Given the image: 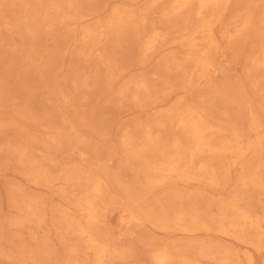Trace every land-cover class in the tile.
Instances as JSON below:
<instances>
[{
  "label": "bare ground",
  "instance_id": "1",
  "mask_svg": "<svg viewBox=\"0 0 264 264\" xmlns=\"http://www.w3.org/2000/svg\"><path fill=\"white\" fill-rule=\"evenodd\" d=\"M102 2L0 0L1 45H13L42 80L54 81L61 64V52L45 50V41L66 48L74 39L80 62L94 67L81 70L76 89L98 91L118 111L132 101L123 112L138 115L121 127L116 148L94 146L96 128L75 95L51 94L74 110L58 130L25 107L10 109L16 97L0 72V141L18 132L3 141L0 179L12 169L25 184L8 191L15 216L0 224L21 232L14 246L1 236L0 257L15 264H264V0ZM116 45L135 49L132 69L112 56ZM35 147L44 163L31 154ZM63 154L92 163L58 164ZM119 154L118 172L99 163ZM32 227L40 237L33 230L28 240L19 237Z\"/></svg>",
  "mask_w": 264,
  "mask_h": 264
},
{
  "label": "rangeland",
  "instance_id": "2",
  "mask_svg": "<svg viewBox=\"0 0 264 264\" xmlns=\"http://www.w3.org/2000/svg\"><path fill=\"white\" fill-rule=\"evenodd\" d=\"M113 1L115 0H104V2H102V7L109 8L112 6ZM20 43V39L15 37V44L20 45ZM26 43L27 47L32 49L33 44L29 39ZM45 43V50L48 49L53 50L52 52H61L57 57L58 59L61 55L60 67L58 69L55 68L53 71V76L56 79L54 81L48 79V83L42 80V74L36 67H30L29 61L24 55L14 52L13 45L3 47L0 43V61L2 62L0 72L3 73L5 77L10 76L6 82V89H10L13 95L16 97L13 101L9 102V108L13 109L16 107H25L37 114L39 117L43 118L44 121L50 123L54 128L58 130L67 129L68 125L66 122L73 120L74 110L72 108H65L63 101L57 100L58 98H52V100H50L54 89L63 88L66 92H70L76 96V102L78 104L79 111L84 113L95 126L96 133L89 134L94 146L100 147L105 142H109V147L116 148L121 134V127L125 124L132 125L137 120L138 115L129 116L127 112H123L126 111L125 109H131L133 107L134 104L132 101L125 102L124 110L118 111L113 109V102L106 100L104 97L99 98L98 91L86 92L77 90V84H80V80L82 78L81 70L85 69V72L92 74L94 72V67L92 68L91 65L85 64L82 61L80 62L78 58V50L80 48H76V42H74V39L70 40L68 44H66V48L64 45L65 49L63 48L62 44L55 46L56 44L53 42V40H46ZM111 53L116 61L129 64L127 70L133 67H130V65H134L136 63L137 54L135 49L119 47L116 45ZM43 54L44 49H40V55ZM70 71L71 73H69ZM239 72L241 73V71ZM133 75L137 76L138 71H134ZM152 78L155 80L156 84L161 83L159 78L158 80L155 77ZM123 81L124 78L122 77L120 82ZM75 123L78 125L76 126L80 130H85L80 121H75ZM37 133L40 137L46 138L47 132L44 128L38 129ZM16 136H18V132L17 130H13L10 131L7 136L0 141V162L3 161L4 152L2 147L7 141L15 140ZM3 141L5 143H3ZM30 152L37 160H40L43 163L45 162L44 158H46L47 155L41 151V148H32ZM120 158L121 154L114 158L107 157L102 159L99 163L103 164L106 162L107 166L111 168V171L118 172ZM65 161L78 162L85 167L92 163V161L89 159L84 160L76 154H63L57 158L58 164L62 165ZM10 166L13 168L12 165ZM46 167L55 169V166L49 163L46 165ZM8 173H10L11 176L5 179H0V217L4 219L15 216V209L11 207L8 191L10 188L15 186L18 187L20 184L25 186V184L23 182L21 183L20 179L14 175L12 169H10ZM24 188L26 189V187ZM26 190L32 194L30 190ZM7 226L8 224L5 220L3 221L2 225L0 224V238L2 235H6L8 239L11 240V246H14L16 244L15 240H17L16 238L18 237L21 230H15L14 228H9ZM31 230L35 231L38 237L41 236V234H39L35 228L32 227L22 231V234L19 237H22L24 240H28L29 232ZM4 240L5 239H1V241ZM3 246L5 245H2V247ZM0 264L15 263L6 261L0 257Z\"/></svg>",
  "mask_w": 264,
  "mask_h": 264
}]
</instances>
